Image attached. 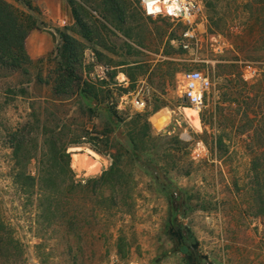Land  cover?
<instances>
[{
	"label": "rangeland",
	"instance_id": "rangeland-1",
	"mask_svg": "<svg viewBox=\"0 0 264 264\" xmlns=\"http://www.w3.org/2000/svg\"><path fill=\"white\" fill-rule=\"evenodd\" d=\"M8 1L34 18V31H54L50 50L27 74L0 77V236L15 241L0 248L11 254L5 264H105L115 256L188 264L168 234L173 216L193 263L264 264V134L257 131L264 128L262 13L252 15L248 0H201L200 24L185 50L173 40L182 41L187 27L146 16L139 0H126L136 21L127 27L141 24L129 37L90 4L84 22L90 28L97 22L92 34L75 21L49 20L42 0ZM62 34L84 49L78 82L67 85L55 74ZM192 71L213 82L198 126L180 87L181 75ZM20 128L32 155L40 157L41 145L52 139L68 145L75 179L89 187L84 206L96 210L81 238L59 221L36 225V199L13 184L11 134ZM116 163L128 185L104 202L109 189L98 187L102 196L94 197L91 182ZM27 172L37 176L36 159Z\"/></svg>",
	"mask_w": 264,
	"mask_h": 264
},
{
	"label": "trees",
	"instance_id": "trees-1",
	"mask_svg": "<svg viewBox=\"0 0 264 264\" xmlns=\"http://www.w3.org/2000/svg\"><path fill=\"white\" fill-rule=\"evenodd\" d=\"M67 1L70 5L74 21L83 31L85 30L89 34L94 32L97 22L93 24L92 28L84 22V13H87L84 4H90L92 10L96 13L100 12L104 19L114 18L127 37L133 36L136 30L138 32L141 30L140 23L132 28L127 27L130 19L135 24L136 21L133 16H129L130 9L126 0ZM26 6L30 11L32 10L29 4H26ZM245 7L252 15L255 13L254 10H256L264 16V0H248ZM36 24L34 18L14 4L8 0H0L1 78H6L19 72L27 74V67L33 65L34 61L26 51V42L30 34L37 29ZM62 39L64 44L58 51L62 63L59 64L55 74L58 76L60 84L67 85L69 81L78 82L76 69L83 65L82 52L84 49L80 42L68 34H62ZM86 93L91 95L88 88H86ZM94 99L96 98L94 97ZM214 108H225V106L216 105ZM24 130L25 128H20L11 134V149L13 150L14 162L13 171H16L13 184L19 187L21 193L28 196V199H33V201L36 199L38 210L40 211L36 225L51 227L55 221H59L67 227L69 232H75L81 238L84 224L90 221L91 214L96 210L95 208L90 210L84 206L86 201L85 195H87V191L85 190L89 189V187H86L87 185L84 186L82 182L76 181L75 172L71 168V154L68 152V145L57 144L52 139L41 145L39 149L41 152L40 157L32 155L30 142L26 140V136H24L26 130ZM42 130L44 134L50 135L47 132V128ZM257 131L259 134H264V128H258ZM51 133L55 134V132ZM131 146L133 147V144ZM94 149L97 150V148ZM33 159H36L37 176L27 172L28 167L32 165ZM127 185V179L122 175L116 163L99 179L91 182L90 194L94 197L102 196V193L99 194L97 192V188H107L110 191V196H102L101 199L104 202H113V193H115L117 186L127 187ZM182 198L181 196L177 198V202L180 203ZM3 227L4 224L0 223V231ZM177 227H179V224L176 216H173L169 222L168 234L176 241V249L186 257L188 264H195L190 259L189 250L184 244V236L177 230ZM14 242L13 239L8 240L0 236V248L6 243L9 244V247ZM10 257L11 254L5 255L3 252H0V264H5L4 258L9 259Z\"/></svg>",
	"mask_w": 264,
	"mask_h": 264
},
{
	"label": "built area",
	"instance_id": "built-area-1",
	"mask_svg": "<svg viewBox=\"0 0 264 264\" xmlns=\"http://www.w3.org/2000/svg\"><path fill=\"white\" fill-rule=\"evenodd\" d=\"M140 6L146 16L151 18L165 17L173 21L182 22L187 28L184 32V38L180 42L173 40V43H179L185 49H190L188 40L194 37L196 28L199 27V20L203 14V3L201 0H139ZM105 69L98 74L100 80L106 77ZM246 80L251 79V74L245 73ZM180 87L183 90L184 98L194 111H202L206 96L213 88L211 78L201 71L187 72L181 75ZM188 116V115H187ZM189 118V117H188ZM105 264H142L139 261L124 260L118 256L112 257Z\"/></svg>",
	"mask_w": 264,
	"mask_h": 264
},
{
	"label": "crops",
	"instance_id": "crops-1",
	"mask_svg": "<svg viewBox=\"0 0 264 264\" xmlns=\"http://www.w3.org/2000/svg\"><path fill=\"white\" fill-rule=\"evenodd\" d=\"M44 2L45 13L48 15L49 20L56 23H60V26H65L67 22L73 23L74 17L68 4L67 0H54V2H48L47 0H42ZM42 5V4H41ZM40 5V7H42ZM52 31L53 29H48L46 32L33 31L26 42V51L32 60L40 59L48 53L52 46ZM38 41H40L38 43ZM84 95H88L86 90H84ZM186 104L188 102H185Z\"/></svg>",
	"mask_w": 264,
	"mask_h": 264
},
{
	"label": "bare ground",
	"instance_id": "bare-ground-1",
	"mask_svg": "<svg viewBox=\"0 0 264 264\" xmlns=\"http://www.w3.org/2000/svg\"><path fill=\"white\" fill-rule=\"evenodd\" d=\"M187 111H190V112H188V117H189L190 121L195 126H198V123H197L198 122V117H199L198 113L196 111H194L193 109H188ZM80 158L81 157L79 155H74V161L73 162H74L75 165H81V163L79 162V161H81ZM77 168H78V166H77Z\"/></svg>",
	"mask_w": 264,
	"mask_h": 264
},
{
	"label": "water",
	"instance_id": "water-1",
	"mask_svg": "<svg viewBox=\"0 0 264 264\" xmlns=\"http://www.w3.org/2000/svg\"><path fill=\"white\" fill-rule=\"evenodd\" d=\"M185 102H187V100L185 99Z\"/></svg>",
	"mask_w": 264,
	"mask_h": 264
}]
</instances>
